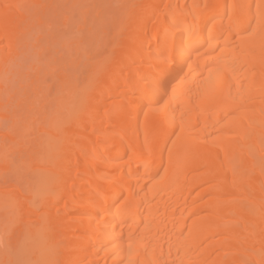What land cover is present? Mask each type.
Wrapping results in <instances>:
<instances>
[{"label":"bare ground","instance_id":"obj_1","mask_svg":"<svg viewBox=\"0 0 264 264\" xmlns=\"http://www.w3.org/2000/svg\"><path fill=\"white\" fill-rule=\"evenodd\" d=\"M0 264H264V0H0Z\"/></svg>","mask_w":264,"mask_h":264},{"label":"snow or ice","instance_id":"obj_2","mask_svg":"<svg viewBox=\"0 0 264 264\" xmlns=\"http://www.w3.org/2000/svg\"><path fill=\"white\" fill-rule=\"evenodd\" d=\"M172 75V70L167 68H162L160 74L157 75L153 81L154 90H165L166 85L169 82V79Z\"/></svg>","mask_w":264,"mask_h":264},{"label":"rangeland","instance_id":"obj_3","mask_svg":"<svg viewBox=\"0 0 264 264\" xmlns=\"http://www.w3.org/2000/svg\"><path fill=\"white\" fill-rule=\"evenodd\" d=\"M32 54H33V51H32ZM32 54L30 55V57H28V61H26L25 65H26V64H27V65H28V64L30 65V64H32L33 62L36 61V59H37L36 57H37V56H36V57H33ZM31 57L33 58V60H32ZM29 59H30V62H31V63H28V62H29ZM44 61H45V60H44ZM25 65H24V66H25ZM27 65L25 66V68H26V67H27V68L29 67V66H27ZM26 70H27V69H26Z\"/></svg>","mask_w":264,"mask_h":264}]
</instances>
